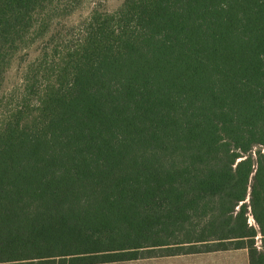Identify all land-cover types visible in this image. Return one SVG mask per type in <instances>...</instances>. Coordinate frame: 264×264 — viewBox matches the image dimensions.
<instances>
[{
    "label": "trees",
    "instance_id": "trees-1",
    "mask_svg": "<svg viewBox=\"0 0 264 264\" xmlns=\"http://www.w3.org/2000/svg\"><path fill=\"white\" fill-rule=\"evenodd\" d=\"M79 2L0 0V86ZM68 31L1 114L0 264H264V0H125Z\"/></svg>",
    "mask_w": 264,
    "mask_h": 264
},
{
    "label": "rangeland",
    "instance_id": "rangeland-1",
    "mask_svg": "<svg viewBox=\"0 0 264 264\" xmlns=\"http://www.w3.org/2000/svg\"><path fill=\"white\" fill-rule=\"evenodd\" d=\"M125 0H80V2L69 9L68 13L63 12V15L52 13V8L44 11L38 19L45 20V28L42 36L33 38L31 42L23 45L10 59L7 67L1 75L0 86V119L1 114L6 112L7 109L18 105L24 95V78L28 71V66L40 58L41 53L45 51L44 43L56 39H67L70 33L69 28L76 27L82 21L86 20L93 10H98L101 13L111 14L119 9ZM55 6V4H54ZM67 13V14H65ZM54 41V40H53ZM49 59V58H48ZM38 84L42 83L41 78ZM250 225L254 226L252 219L249 217ZM257 246L260 245L257 240ZM215 246H207L212 249ZM206 248V247H204ZM201 248L200 250H204ZM162 253H166L163 251Z\"/></svg>",
    "mask_w": 264,
    "mask_h": 264
},
{
    "label": "crops",
    "instance_id": "crops-1",
    "mask_svg": "<svg viewBox=\"0 0 264 264\" xmlns=\"http://www.w3.org/2000/svg\"><path fill=\"white\" fill-rule=\"evenodd\" d=\"M105 264H249V257L246 249H231L174 256L147 257Z\"/></svg>",
    "mask_w": 264,
    "mask_h": 264
},
{
    "label": "water",
    "instance_id": "water-1",
    "mask_svg": "<svg viewBox=\"0 0 264 264\" xmlns=\"http://www.w3.org/2000/svg\"><path fill=\"white\" fill-rule=\"evenodd\" d=\"M251 218V217H250ZM252 219V218H251Z\"/></svg>",
    "mask_w": 264,
    "mask_h": 264
}]
</instances>
